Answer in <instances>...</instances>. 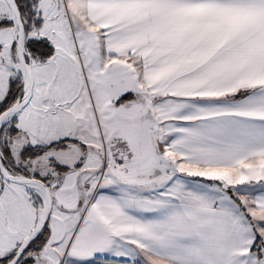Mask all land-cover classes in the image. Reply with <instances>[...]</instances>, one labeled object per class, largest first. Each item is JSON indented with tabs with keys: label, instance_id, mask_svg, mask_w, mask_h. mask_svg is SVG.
Segmentation results:
<instances>
[{
	"label": "snow or ice",
	"instance_id": "snow-or-ice-1",
	"mask_svg": "<svg viewBox=\"0 0 264 264\" xmlns=\"http://www.w3.org/2000/svg\"><path fill=\"white\" fill-rule=\"evenodd\" d=\"M0 264H264V0H0Z\"/></svg>",
	"mask_w": 264,
	"mask_h": 264
}]
</instances>
